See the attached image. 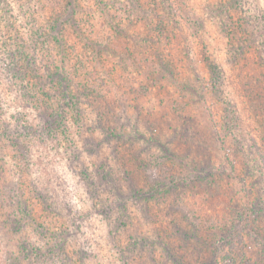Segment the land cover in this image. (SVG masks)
Segmentation results:
<instances>
[{"label":"rangeland","instance_id":"374dc122","mask_svg":"<svg viewBox=\"0 0 264 264\" xmlns=\"http://www.w3.org/2000/svg\"><path fill=\"white\" fill-rule=\"evenodd\" d=\"M10 1L14 7L13 18L0 4V45L8 42L3 32L5 22L10 20L20 31H28L32 21L30 14L37 5L35 1L33 5L27 0ZM146 1L152 7L153 1L157 0ZM162 1L158 0L156 4L159 8H150L159 17L154 15L150 19H163L165 26L169 27L172 36L166 38L165 45L161 44V54L167 63L179 66L190 81L195 74L199 76L201 81L196 76L197 81L189 85L197 92L207 93L211 103L215 94L207 59L210 57L226 74V94L231 93L239 103L250 104L246 101L247 94L239 92L242 89L240 84H244L243 80L256 81L262 77L263 68H248L246 76H240L234 70L229 60L231 42L229 44L222 28L218 27L220 19L208 13L205 6L230 7L239 2L232 8L233 22L239 23L247 17L255 24V31H263L264 0H170L173 6L167 9H163ZM65 2L61 0L60 4ZM78 3L83 6L85 16L82 15L81 32L73 34L71 29L70 37L76 42L75 50L71 52L77 65L73 72L96 82L97 87L104 86L110 99L116 96L118 100H126V113L135 115L141 102L144 103L159 118L155 126L159 136L170 141L173 151H176L175 147H182L171 137H174V129L178 126L180 130L183 123L162 119L163 114L173 112L170 96L158 86L154 92L148 93L143 87L146 80L140 77L141 72L152 66L158 69V43L146 41L139 35L131 39L128 46L117 37L115 46L119 53L115 52L113 45L108 43L106 46L105 38L116 34L111 30L104 11L119 13L127 19L125 12L132 0H76ZM197 16L206 21L208 32L203 34V39L193 32ZM145 26L147 22L137 27L141 35H145ZM202 84L206 90H202ZM167 87L172 91L170 86ZM259 87L264 92V85ZM50 102L55 103L41 95L34 100H23L0 78V122L4 130L7 129L0 137V264H173L181 260L192 264H244L248 255L252 257L246 246L255 245V232L248 236L247 228L263 227V223L261 221L258 225L255 215L246 208L247 198L243 197L239 185L231 184L229 180H202L198 176L199 181L175 194L174 206L152 207L156 204L153 203L150 208L146 207L149 209L146 213L135 203L123 202L130 174L138 173L130 149L120 147L112 152L110 146L100 145V149L94 150L95 138L103 136L105 124L98 120L99 128H94L96 115L91 111L90 119L85 123L73 116L68 130L50 132L45 125ZM191 120L200 122L203 127L205 121L211 125L205 115H196L195 120ZM172 123L174 129H170ZM214 139H204L203 147L210 149L208 153L202 151L198 154L195 149L191 153L185 152L189 160L180 159L183 161L174 163L164 155L167 158L159 162L160 173L173 171L187 179L191 173L192 177L197 176L192 172L196 165L190 156L197 155L201 159L205 153L206 159L212 156L217 165L222 166L226 158ZM156 151L154 149V153ZM148 155L146 152L143 157L149 160ZM110 166L113 169L109 171ZM226 166L225 162L223 167ZM101 172L112 174L114 183L103 182ZM175 206L180 210L181 228L190 225L189 229L201 230L198 238L191 239L190 243L182 241L176 253H168L159 245H153L152 238L158 240L164 230H174L172 227L176 224L169 214ZM167 209L171 211L167 213ZM238 209L245 211L243 218L236 215ZM144 213L154 218L146 219ZM227 221L229 225L226 227ZM232 223L244 230L241 245L228 243ZM251 248L257 252L262 250L261 245Z\"/></svg>","mask_w":264,"mask_h":264},{"label":"trees","instance_id":"16d2710c","mask_svg":"<svg viewBox=\"0 0 264 264\" xmlns=\"http://www.w3.org/2000/svg\"><path fill=\"white\" fill-rule=\"evenodd\" d=\"M33 1L37 5L30 14L32 21L29 20L31 27L28 31H20L10 20L5 22L3 32L8 42L0 45L1 80L6 82L10 90L18 92L23 100H34L41 95V97L55 101V103L50 102L51 105L46 113L48 116L45 117L46 128L52 133L68 130L70 127L68 123L70 124L73 116H76L79 122L85 123L87 119H90L89 111L96 115L97 122L93 127L99 128L98 120H101L100 123L105 124V132L103 136L95 138L94 150L100 149V145L110 146L112 152L119 150L120 147L130 149V156L135 157V169L138 173L130 174L126 188L127 196L123 202L135 203L141 206L146 213L149 210L146 207L150 208L153 203L156 204L152 207L174 206L175 194L183 187L199 181L198 176L202 177V180L203 178H214L215 181L219 179L222 182L229 180L231 184L239 185L240 191L244 193L243 197L247 198L246 208H249L250 212L255 215L258 225L261 221L263 223V227L247 228L248 236L255 232L253 236L256 241L255 245L246 246L252 257L248 255L244 264H264V92L259 87L264 85V26L261 27L263 31H255L253 26L255 24L247 17L239 23H234L231 16L232 8H235L239 2L230 7L214 4L205 6L208 13L220 19L217 21L218 27L222 28L221 32L226 36L229 44L231 42L229 60L234 70L240 76L243 74L246 76L248 68L257 66L263 68L262 77L256 81L243 80L244 84H240L242 89L239 92L247 94L246 101L250 104L239 103L231 93L226 94L225 92L226 74L224 70L216 61L207 57L210 77L214 82L212 92L215 94L214 100L209 103L207 93L197 92L194 86L189 85L197 81V75L195 74L192 81L186 79L179 66L172 62L167 63L168 60L161 54L163 50L161 44L165 45L166 38L172 35L169 27L165 26V20L156 21L154 19L152 21L150 19V16L153 18L154 15L155 18L159 17L153 9H150L159 8L156 5L158 0L153 1L152 7H149L146 0H132V5L125 12L129 21L123 19L119 13L111 14L109 10L104 11L111 30L116 34L105 38L106 46L108 43L113 45L115 52L119 53L115 46L117 37L122 38L127 46L131 39H136L135 37L139 35L146 41L151 40L158 43V69L151 64L152 67L146 72H141L140 77L145 78L146 83L143 87L148 93L154 92L158 86L164 94L170 96L169 99L172 102L170 108L173 112L163 114L162 119H173L175 123L177 120L183 123L180 130L178 126L174 129V123L170 125V129H174V137L171 138L182 146L175 147L176 151H173L170 141L162 139L155 129L159 118L146 108L144 103L141 102L135 115L129 114L128 111L126 113V100H118L116 96L110 99L107 96L109 91L105 90L104 86L97 87L96 82L88 81L78 72H73L74 67L77 70V65L71 52L75 50L76 42L70 37L71 29H73V34L81 32L83 6L76 4V0H66L64 4H60L61 0L59 2L56 0H27L31 5ZM162 2L163 9L173 6L170 0ZM0 4L5 6L10 18L15 17L13 3L10 0H0ZM145 22H147L143 32L145 35H141V30L137 27ZM194 24L193 32L198 34L199 38H205L203 34H207L208 30L204 18L197 16ZM106 77L109 76L106 75ZM197 78L201 81L199 76ZM167 86H170L172 91ZM202 90H206L203 84ZM196 115L207 116L211 125L209 126L207 121L204 127L200 122H193L191 119L195 120ZM200 127L202 130H199ZM6 130L0 122L1 138ZM205 138H215L214 140L218 142V147L226 158L225 168L223 167L225 162L219 166L213 159L214 157L205 158L206 153L210 151L209 148L203 147ZM154 149H157L156 153ZM193 149L199 152L198 154L202 151L206 152L201 159L197 155L190 156L193 157L191 159H194L193 162L195 161L196 165V170L192 172L197 176L192 177L191 173V177L187 179L173 171H170L172 173H160L158 166L162 158L169 156L168 160L174 163L183 161L180 159H188L185 152L191 153ZM146 152L150 154L148 155L149 160L143 157ZM108 169L110 171L113 167L110 166ZM102 174H104L103 182L109 185L114 183L115 177L112 174L109 175L106 172ZM121 192L125 194L124 191ZM22 204L20 203L21 206ZM171 210H174L169 214L176 224L172 227L174 230H164V235L158 240L156 237L152 238V244L159 245L168 253H176L177 246L181 247L182 241L190 243L191 239L198 238L201 228L196 231L189 229L190 225L186 229L181 228L178 217L180 210L176 206ZM171 210L167 209V213ZM237 212L236 215L243 218L245 211L238 209ZM146 213H144L146 219L147 217L148 219L154 218ZM232 224L230 225L232 231L228 234V243L232 246L235 242L241 245L244 243V230ZM228 225L227 221L225 226ZM258 245L262 246L260 252L251 248ZM181 261L173 264H192L189 261Z\"/></svg>","mask_w":264,"mask_h":264}]
</instances>
